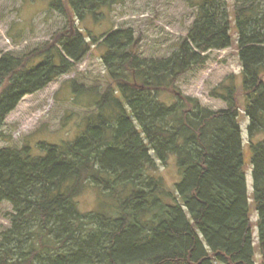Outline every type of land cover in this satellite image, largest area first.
Returning <instances> with one entry per match:
<instances>
[{
	"label": "trees",
	"instance_id": "trees-1",
	"mask_svg": "<svg viewBox=\"0 0 264 264\" xmlns=\"http://www.w3.org/2000/svg\"><path fill=\"white\" fill-rule=\"evenodd\" d=\"M38 1V0H30ZM65 27L18 56L0 51V140L28 95L104 49L107 88L93 97L84 131L58 144L0 149V202L13 207L0 234V264H257L240 122L245 99L254 200L264 264V0H188L197 16L169 58L139 55L133 29L83 28L124 0H50ZM239 49L243 81L230 75L204 107L178 83L210 54ZM77 93H89L72 81ZM169 94L175 101L160 100ZM175 155L183 175L172 190L158 173ZM102 189L105 210L82 212L79 197ZM104 192V193H103Z\"/></svg>",
	"mask_w": 264,
	"mask_h": 264
},
{
	"label": "rangeland",
	"instance_id": "rangeland-1",
	"mask_svg": "<svg viewBox=\"0 0 264 264\" xmlns=\"http://www.w3.org/2000/svg\"><path fill=\"white\" fill-rule=\"evenodd\" d=\"M50 4V0H0V51L22 56L50 42L65 27L64 17L52 11ZM197 11L188 0H124L122 5L107 10L101 21L89 18L82 23V27L93 31L96 36L111 30L131 28L140 40V57L164 59L177 51L188 37ZM103 52L102 46H94L74 71L61 76L36 94L26 96L5 121L0 149H21L29 144L35 147V155H43L38 150V143L58 144L80 135L85 129L86 116L95 111L92 98H98V94H102L107 88ZM241 72L239 49L234 45L227 50L211 52L207 64L185 74L180 79L178 88L183 94L198 98L204 107L215 111L225 110L227 104L212 98L210 93L230 75H236L242 84ZM72 81L92 92L77 93L71 86ZM2 88L0 84V92ZM160 100L170 105L175 97L163 94ZM245 102L242 97L240 122L245 142L249 208L253 224L255 260L257 264H262L259 214L254 200L253 151L249 147V119L244 109ZM263 138L264 135L257 137L254 142ZM158 169L156 174L170 190L183 178L175 155L170 157L167 164L160 163ZM104 195L101 188L90 186L79 197L80 210H105L102 207L106 198ZM12 212L11 203L0 202V234L10 227Z\"/></svg>",
	"mask_w": 264,
	"mask_h": 264
}]
</instances>
